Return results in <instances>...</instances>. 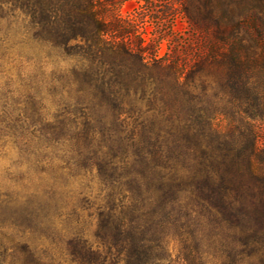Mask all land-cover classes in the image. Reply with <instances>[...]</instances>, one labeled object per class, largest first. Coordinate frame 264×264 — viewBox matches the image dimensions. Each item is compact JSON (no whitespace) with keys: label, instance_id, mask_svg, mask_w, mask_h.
<instances>
[{"label":"trees","instance_id":"1","mask_svg":"<svg viewBox=\"0 0 264 264\" xmlns=\"http://www.w3.org/2000/svg\"><path fill=\"white\" fill-rule=\"evenodd\" d=\"M97 1L0 0V66L44 50L34 87L0 88V264H264L246 58L112 44Z\"/></svg>","mask_w":264,"mask_h":264},{"label":"rangeland","instance_id":"2","mask_svg":"<svg viewBox=\"0 0 264 264\" xmlns=\"http://www.w3.org/2000/svg\"><path fill=\"white\" fill-rule=\"evenodd\" d=\"M96 7L109 26L110 43L137 46L145 49L146 57L165 58L182 69L192 68L198 58L224 55L234 47L248 62L250 79L242 101L264 119V0H98ZM14 27L11 33L23 37V29ZM10 56L12 60L0 66V88L30 90L34 79L41 78L43 48L15 39ZM228 124L221 117L214 121L222 130ZM254 126L264 131L259 122ZM259 145L264 149V140ZM7 165L0 162L1 168ZM55 246L50 239L40 244L53 253Z\"/></svg>","mask_w":264,"mask_h":264}]
</instances>
